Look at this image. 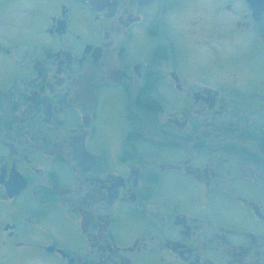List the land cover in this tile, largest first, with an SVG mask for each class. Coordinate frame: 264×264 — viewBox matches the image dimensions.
<instances>
[{"label": "flooded vegetation", "instance_id": "1", "mask_svg": "<svg viewBox=\"0 0 264 264\" xmlns=\"http://www.w3.org/2000/svg\"><path fill=\"white\" fill-rule=\"evenodd\" d=\"M203 5L0 0V264H264V0Z\"/></svg>", "mask_w": 264, "mask_h": 264}, {"label": "rangeland", "instance_id": "2", "mask_svg": "<svg viewBox=\"0 0 264 264\" xmlns=\"http://www.w3.org/2000/svg\"><path fill=\"white\" fill-rule=\"evenodd\" d=\"M206 3V0H180V5L182 6L180 8V11L181 13L182 12H188V13H193L195 10H197L198 8H200L199 6L203 5ZM204 6V5H203ZM235 47L234 46H229L228 50H227V55L229 56V58H232L234 56V50ZM250 56V55H249ZM250 58L251 57H248L247 55H245V58H244V63H247V64H251L249 61H250ZM260 61L261 62H264V55L262 54L261 57H260ZM234 63H236V61H234ZM190 66L192 65V63L189 64ZM235 70L237 73L238 72H245L247 69L246 68H239L237 67L236 64H231V60H230V68H229V71H233ZM120 103L119 102L116 106H113L112 104L110 105V108H111V115H113L115 112H119L120 111Z\"/></svg>", "mask_w": 264, "mask_h": 264}, {"label": "water", "instance_id": "3", "mask_svg": "<svg viewBox=\"0 0 264 264\" xmlns=\"http://www.w3.org/2000/svg\"><path fill=\"white\" fill-rule=\"evenodd\" d=\"M250 4L253 6L254 2H256V0H249Z\"/></svg>", "mask_w": 264, "mask_h": 264}, {"label": "trees", "instance_id": "4", "mask_svg": "<svg viewBox=\"0 0 264 264\" xmlns=\"http://www.w3.org/2000/svg\"><path fill=\"white\" fill-rule=\"evenodd\" d=\"M260 145H261V148L264 149V142H261Z\"/></svg>", "mask_w": 264, "mask_h": 264}]
</instances>
